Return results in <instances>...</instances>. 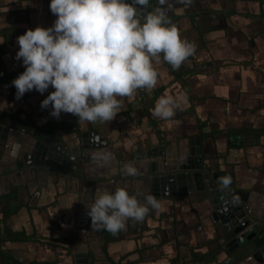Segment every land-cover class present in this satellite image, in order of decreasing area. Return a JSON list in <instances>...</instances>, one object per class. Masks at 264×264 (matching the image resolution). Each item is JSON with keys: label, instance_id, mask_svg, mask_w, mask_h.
Here are the masks:
<instances>
[{"label": "crops", "instance_id": "obj_1", "mask_svg": "<svg viewBox=\"0 0 264 264\" xmlns=\"http://www.w3.org/2000/svg\"><path fill=\"white\" fill-rule=\"evenodd\" d=\"M49 4L0 0V138L42 132L70 118L79 134L101 138L120 161L179 141L183 149L199 145L204 169L232 174L233 190L251 200L261 194L257 207L263 212L264 0H168L164 8L171 23L195 45V53L178 69L163 54L153 60L156 86L118 98L122 107L105 123L63 112L58 119L51 116V105L41 108L51 86L43 94L33 89L16 98L11 82L25 70L15 58L17 37L37 26L52 27L56 16ZM158 6L152 0L149 12ZM167 96L177 102L175 115L154 116L155 104ZM84 183L79 180V193L69 192L64 181L55 185L49 177L33 206L37 188L15 189L0 199V264H76L74 243L87 239L96 241L87 243L86 264H226L235 254L224 248L226 235L203 197L158 199L143 225L77 237L83 230L76 221ZM83 220L88 229L89 216Z\"/></svg>", "mask_w": 264, "mask_h": 264}, {"label": "clouds", "instance_id": "obj_2", "mask_svg": "<svg viewBox=\"0 0 264 264\" xmlns=\"http://www.w3.org/2000/svg\"><path fill=\"white\" fill-rule=\"evenodd\" d=\"M167 2L158 0V7L143 13L141 8H147L149 0H50V11L56 16L52 27L37 26L17 37L15 58L22 59L25 70L11 82L16 98L33 89L43 94L51 86L54 91L42 100L41 108L51 105L54 118L63 112L87 122L112 121L122 107L118 98L156 86L153 60L163 54V60L178 69L195 53V45L182 39L171 23L164 8ZM177 106L172 96L161 97L153 115L170 119ZM19 149V144H13L11 154L15 156ZM92 156L97 161L111 159L107 152ZM124 171L137 175L132 164L125 165ZM158 207L151 195L141 203L126 189L117 188L112 193L98 191L87 215L92 230L116 234L126 229L129 219L141 221Z\"/></svg>", "mask_w": 264, "mask_h": 264}, {"label": "water", "instance_id": "obj_3", "mask_svg": "<svg viewBox=\"0 0 264 264\" xmlns=\"http://www.w3.org/2000/svg\"><path fill=\"white\" fill-rule=\"evenodd\" d=\"M65 122L31 135L20 133L11 139L0 138V199L8 197L9 192L15 189L25 193L37 188L32 197L33 206L40 190L47 187L48 176L55 185L64 181L69 192L77 193L79 180H82L85 183L76 221L83 228L82 233H76L80 237L85 232L92 234L96 231L91 229V219L88 229H85L83 218L88 216L87 207L94 202L98 191L112 193L117 188H124L141 203L148 195L156 201L177 195L193 199L203 197L213 204L212 216L226 235L224 248L230 255L235 253L226 264H234L235 261V264L264 263V209L260 212L257 207L262 195L257 194L251 200L250 194L233 190L232 174L205 170L199 145L183 149L185 143L179 141L167 147L161 146L152 153H141L135 161H120L101 138L79 134L70 118ZM13 144L20 145L15 156L11 154ZM95 152L110 153L111 159L107 162L94 160L92 154ZM127 164L137 169V175L125 173ZM152 214L153 209H150L148 215ZM145 217L141 221L129 219L127 224L133 228L137 224L143 225ZM99 240L103 245L104 235ZM91 241L96 239L74 243L76 264L87 263V243Z\"/></svg>", "mask_w": 264, "mask_h": 264}, {"label": "trees", "instance_id": "obj_4", "mask_svg": "<svg viewBox=\"0 0 264 264\" xmlns=\"http://www.w3.org/2000/svg\"><path fill=\"white\" fill-rule=\"evenodd\" d=\"M151 1L152 0H149V4H148V6H147V8H141V11L143 12V13H147V12H149V7H150V5H151ZM127 2H131V0H127ZM138 7H140V6H138ZM142 18H141V23H143L144 21H143V16H141Z\"/></svg>", "mask_w": 264, "mask_h": 264}, {"label": "built area", "instance_id": "obj_5", "mask_svg": "<svg viewBox=\"0 0 264 264\" xmlns=\"http://www.w3.org/2000/svg\"><path fill=\"white\" fill-rule=\"evenodd\" d=\"M142 17H140V19H141ZM141 91H143V88L141 89Z\"/></svg>", "mask_w": 264, "mask_h": 264}, {"label": "flooded vegetation", "instance_id": "obj_6", "mask_svg": "<svg viewBox=\"0 0 264 264\" xmlns=\"http://www.w3.org/2000/svg\"><path fill=\"white\" fill-rule=\"evenodd\" d=\"M48 181H49V176H48ZM33 189V188H32Z\"/></svg>", "mask_w": 264, "mask_h": 264}]
</instances>
